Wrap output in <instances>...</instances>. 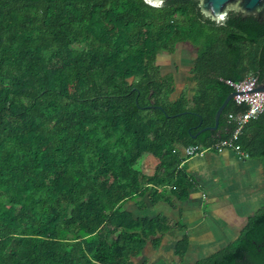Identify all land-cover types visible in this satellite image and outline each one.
<instances>
[{
  "label": "trees",
  "instance_id": "16d2710c",
  "mask_svg": "<svg viewBox=\"0 0 264 264\" xmlns=\"http://www.w3.org/2000/svg\"><path fill=\"white\" fill-rule=\"evenodd\" d=\"M180 45L194 52L195 88L172 101L173 77L155 63ZM263 69L264 21L230 12L218 25L195 0H0V264H132L148 243L184 231L124 205L167 191L186 200L195 182L184 149L229 137L227 116L246 110L233 101L216 132L193 138L214 125L225 81L261 82ZM237 144L264 176V113ZM144 155L156 161L151 175ZM263 237L264 207L194 264H244ZM188 248L187 237L175 244L179 260Z\"/></svg>",
  "mask_w": 264,
  "mask_h": 264
},
{
  "label": "rangeland",
  "instance_id": "374dc122",
  "mask_svg": "<svg viewBox=\"0 0 264 264\" xmlns=\"http://www.w3.org/2000/svg\"><path fill=\"white\" fill-rule=\"evenodd\" d=\"M193 58L194 52L185 45L177 46L174 52H162L157 56L155 64L159 68L160 76L173 77L175 92L171 95L170 100L173 101L181 95H185L188 99L191 98L195 88L194 80L189 73ZM232 153L230 150L220 152L210 150L202 155H197L199 156L198 160L194 159L193 163L187 165L189 177L201 187L203 186V193L206 195L209 193L205 184L212 179L210 200L201 203V205H198L199 203L191 197L183 201L181 198L179 199L178 195H172L169 191L166 192L168 200L151 203L150 196L147 193L145 196L137 197L132 202L129 201L124 205V208L131 209L136 217L151 218L161 215L166 218L169 224H178L185 227L202 219L198 229L203 234V238L200 240L207 243L197 242L199 243L197 244L194 242V248L190 249L182 260V264H194L233 242L239 234L236 226L242 225L248 217L255 215L264 207L262 199L258 202L254 200L250 202L249 196L251 194L248 188L250 182L249 179L247 180L250 172L248 173L243 165L222 167L220 158L227 160L226 157H228L233 158L234 161H239ZM191 158H194V156ZM194 163L196 164L194 165ZM197 163L200 166L198 171L194 169ZM155 165L156 161L152 157L144 155L141 170L146 175L153 173ZM214 168L217 171H214ZM253 172L257 173V171ZM142 203L144 204L143 210L139 212ZM210 203L215 204L214 210L211 209L213 205ZM210 205H212L211 208ZM172 206L176 208H172ZM234 229L236 231H233ZM174 232L176 233V231ZM168 233L173 234V232ZM168 233L162 235V239L170 236L167 235ZM142 255L143 250L139 257H142ZM163 263H167V261Z\"/></svg>",
  "mask_w": 264,
  "mask_h": 264
},
{
  "label": "crops",
  "instance_id": "0c3cea01",
  "mask_svg": "<svg viewBox=\"0 0 264 264\" xmlns=\"http://www.w3.org/2000/svg\"><path fill=\"white\" fill-rule=\"evenodd\" d=\"M233 155L239 161H234L233 158H228V157H226L227 160L220 158L222 161V167L226 168L229 166H235V165H239V164L243 165V168L246 171H248V173L250 172L248 175V178H247V180L249 179V182H250V186L248 187L249 192L251 194V196H249L250 202H251V200L258 202L260 199H262L264 201V176H263V166H262L261 162H259L258 160H255V159H251V158L240 159L238 157V155H236L235 153ZM198 158H199V156H194V158H189L185 162L186 172L189 169V168H187V165L189 163H193V161H195V160H198ZM195 164L196 163H194V165ZM218 164H219V162H218ZM194 169H196L197 171L200 170L199 163H197V165L194 167ZM214 171H217V169L214 168ZM253 171H257V173L256 172L254 173ZM187 175H188V173H187ZM210 179H211V177H210ZM211 183H213L212 179L209 180V183L205 184L207 186V191L209 194H212V190H211L212 184ZM209 194L206 195L205 193H203V186L201 187L200 185H198L195 182V187L189 191V196L186 200H188L191 197V199H194L195 202L199 203L198 205H201V203H203V202L205 203L206 201L210 200ZM179 199H180V197H179ZM186 200H183V201H186ZM210 204L213 205V208H211L212 205H210V208L212 210H214L215 204H213V203H210ZM174 207L175 206H172V208H174ZM140 208L141 209H139V212H141L143 210V206H141ZM126 210H129L135 216L134 212L131 209L127 208ZM243 211H245V210H243ZM248 218H250V217H248ZM248 218H247V220H248ZM247 220L242 225L236 226V228H238L239 232L245 226V224L247 223ZM201 223H202V219L197 221V222H194L190 225H186V227L184 226V228H185L184 231H179V230L170 231V232H173V234L168 233L167 235H170V236H167L166 238L164 236L165 239H162L163 238V236H162L158 248H155L152 246L151 243H148L143 249L142 257L138 256L139 258L138 257L133 258L132 264H182V260L184 258L182 260H179V258L174 253L175 244L184 237L188 238L189 248H188L187 253L185 254V256H186L188 254V252L190 251V249L194 248L193 247V245H195L194 242L195 243H197V242L207 243L206 241L200 240L201 238H203V234L201 232H199L200 230H198ZM174 231H176V233ZM233 231H236V229H234ZM206 239H210V238H206ZM206 239H204V240H206ZM199 243H197V244H199ZM164 261H167V263H163Z\"/></svg>",
  "mask_w": 264,
  "mask_h": 264
},
{
  "label": "built area",
  "instance_id": "2783aa9c",
  "mask_svg": "<svg viewBox=\"0 0 264 264\" xmlns=\"http://www.w3.org/2000/svg\"><path fill=\"white\" fill-rule=\"evenodd\" d=\"M256 80V77L252 74H248L241 82L225 81L226 85L231 89V92H235L231 101L237 106H245L246 110L235 114H229L227 116V123L234 125V130L230 133L228 138L218 140L207 148L202 146L187 147L184 149V154L186 156L193 157L202 155L210 150L214 152L230 150L238 155L240 159L249 158L248 154L241 150L237 141L241 135L243 127L249 121L256 119L264 113V92L242 93L247 91Z\"/></svg>",
  "mask_w": 264,
  "mask_h": 264
},
{
  "label": "water",
  "instance_id": "95a60500",
  "mask_svg": "<svg viewBox=\"0 0 264 264\" xmlns=\"http://www.w3.org/2000/svg\"><path fill=\"white\" fill-rule=\"evenodd\" d=\"M147 5L155 8L161 7L168 0H143ZM198 4L201 14L209 19L210 21L221 24L225 21L227 15L230 12L240 14L244 19L249 16H253L259 21H264V0H195ZM251 92H264V69H263V79L261 82L257 80L251 85V87L242 93ZM235 92H230L225 98L223 103L217 109L214 116V125L211 127H205L199 130L193 138H196L200 134L210 131L216 132L219 125V119L222 112L226 108L229 102L233 99ZM149 107L160 108L155 106L154 100L150 101ZM175 117V116H172Z\"/></svg>",
  "mask_w": 264,
  "mask_h": 264
},
{
  "label": "flooded vegetation",
  "instance_id": "af4514ba",
  "mask_svg": "<svg viewBox=\"0 0 264 264\" xmlns=\"http://www.w3.org/2000/svg\"><path fill=\"white\" fill-rule=\"evenodd\" d=\"M244 264H264V237L251 240Z\"/></svg>",
  "mask_w": 264,
  "mask_h": 264
}]
</instances>
